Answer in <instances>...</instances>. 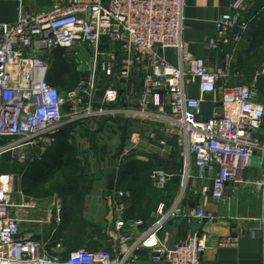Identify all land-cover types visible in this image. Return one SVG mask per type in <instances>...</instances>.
Wrapping results in <instances>:
<instances>
[{"label": "built area", "instance_id": "2783aa9c", "mask_svg": "<svg viewBox=\"0 0 264 264\" xmlns=\"http://www.w3.org/2000/svg\"><path fill=\"white\" fill-rule=\"evenodd\" d=\"M51 1L46 12L0 24V157L10 154L20 163L40 160L69 116L116 118L118 112L112 108L120 103L117 85L128 87L137 70L142 83L129 106L143 120L156 118L167 125L185 169L189 172L192 161L199 179H210L213 198L223 200L230 183L246 184L242 177L250 168L262 171L253 185L260 192L264 223V108L255 103L248 85L225 83L220 110L202 116L205 97L214 95L220 82H228L233 56L254 18L248 16L261 0H231L215 22L208 47L221 54L222 64L214 70L187 51L182 39L183 0ZM117 45V50L109 48ZM53 50L73 53L75 63L86 67L87 79L73 91L62 92L44 78L47 64L42 56ZM81 50L87 60L79 59ZM166 51L174 52L176 65L166 60ZM258 77H264V62L253 74V79ZM193 80L198 98L188 95ZM66 106L69 114L63 113ZM31 153L36 156L29 159ZM150 178L161 189L170 176L156 171ZM16 181V175L0 173V264H136L140 246L150 251L153 264L201 263L203 237L193 234L173 248L156 237L166 221L179 216L211 220L201 208L184 211L159 204L151 227L133 241L124 233L129 222L111 205L117 212L109 220L113 246L68 251L60 240H38L21 232L22 221L15 212L35 206L15 202V194L21 195ZM143 224L135 220L131 225ZM219 244L234 247L236 238H222Z\"/></svg>", "mask_w": 264, "mask_h": 264}, {"label": "crops", "instance_id": "0c3cea01", "mask_svg": "<svg viewBox=\"0 0 264 264\" xmlns=\"http://www.w3.org/2000/svg\"><path fill=\"white\" fill-rule=\"evenodd\" d=\"M51 2V0H0V24L14 23L19 16L46 12ZM230 2L231 0H183L182 39L187 45L188 53L192 57L202 59L210 70L221 66L222 58L221 54L208 47V41L215 36L214 24L227 11ZM248 17L254 18L233 56L227 76L228 82H220L218 91L214 95L205 97L202 104L203 117H208L214 110H220V99L225 83L226 87L241 83L248 85L255 94V103L264 108V77L253 79L251 73L244 78L245 74L240 70L243 63L256 51L264 50V45L261 44L264 37V2L262 0ZM109 48L117 50L118 45ZM163 54L170 64H177L174 52L166 51ZM63 57L64 55L55 60L53 77L50 76L47 65L44 78L46 81L52 79L53 83L50 84L54 85L69 77L79 78L73 73L72 68L70 70L66 68V60ZM141 75V72L135 70L134 78L128 87L117 85L120 89V103L112 108L118 112L116 118L69 116L64 119L59 131L68 134V143L74 148V159L78 168L73 171V195H80L83 190H87L77 204L73 202V208L76 204L84 220L92 225L104 223L110 226L109 220L114 207L125 219L131 199L127 183L120 184L118 174L123 165L134 161L140 166L157 168L158 171L168 174L170 179L163 188H155L160 194H156V199L151 196L152 210L149 219L144 221L142 227L131 225L135 219H125L130 225L124 233L131 240L138 241L145 235L154 222V212L159 204H165L167 208L177 205L184 211L201 208L212 217L211 220L197 222L179 216L166 221L158 232L157 239L167 248H173L178 242L186 240L193 234L203 237L205 251L200 264H264V223L260 221V192L253 185L261 178L262 171L252 167L243 174L242 178L246 184H228L223 200L212 197L210 179H199V172L194 167H192L194 171H192L190 186L184 188L186 169L183 159L177 153L175 138L166 132L167 125L156 118L143 120L137 113V109L129 106L133 103L135 93L140 89ZM75 87L70 91H73ZM102 87H100L101 92ZM101 92L96 94L97 98L102 96ZM188 95L192 98L199 97L196 80H193ZM69 112L70 108L66 106L63 113L69 114ZM102 131L105 132L103 135L99 133ZM94 132L101 135V139L95 140L92 137ZM97 145L107 147V151H110L109 157L113 156L111 152L119 147L120 154L113 160L106 157L97 163L99 156H95L98 154L94 151ZM181 173V185L177 188V178ZM20 176L23 179L22 175ZM27 184L28 181L23 179L21 189L15 185L16 192H21V195L15 194V202L18 204L32 202L35 206L31 210L15 212L22 221L20 229L24 235L45 241L47 238L44 235L45 223H49L47 215L55 204L50 201L54 194L48 198L26 195L24 190ZM118 193H123L124 197L119 198L116 195ZM226 237L236 238V245L234 247L220 246V240ZM150 256V251L140 246L136 264H153Z\"/></svg>", "mask_w": 264, "mask_h": 264}, {"label": "trees", "instance_id": "16d2710c", "mask_svg": "<svg viewBox=\"0 0 264 264\" xmlns=\"http://www.w3.org/2000/svg\"><path fill=\"white\" fill-rule=\"evenodd\" d=\"M261 44L264 45V37ZM263 56L264 50L256 51L252 57L243 63L240 70L245 74L244 78H247L251 73L253 75L261 66L264 62ZM79 80L80 78L78 77H69L52 85L62 92H67L72 90ZM74 153V148L68 143V134L64 131H58L54 135V143L51 148L47 150L40 160L30 162L28 170L22 174L23 179L28 181L24 190L25 194L48 198L55 192H59L63 198L65 209L67 203L73 208V202L77 204L87 191L83 190L80 195H73V171L78 169ZM141 167L138 163L130 161L119 169L118 182L120 184L122 182L127 183L131 199V205L125 213L126 220L147 221L152 210L153 198L143 185ZM150 177L151 174H149V180L152 183ZM55 179L58 180V185L53 188L50 184ZM76 204L75 207H77ZM78 212L80 214L81 210L78 209Z\"/></svg>", "mask_w": 264, "mask_h": 264}, {"label": "rangeland", "instance_id": "374dc122", "mask_svg": "<svg viewBox=\"0 0 264 264\" xmlns=\"http://www.w3.org/2000/svg\"><path fill=\"white\" fill-rule=\"evenodd\" d=\"M64 55V60H66V68L70 70L72 68L73 73L77 76H79L80 80H85L87 73H86V67L83 65H79L75 63L74 55L70 52L65 51H59V50H53L47 53H44L42 58L44 62L48 65V71L51 77H53L54 74V63L56 59L61 58V56ZM80 60H87L88 55L84 51H80L79 54ZM49 83H53L52 79L49 80ZM243 84V83H241ZM101 135L105 132H99ZM101 135H99L97 132L93 133V138L96 140L97 138L101 139ZM101 144V142H100ZM51 148V147H50ZM49 149V148H48ZM46 149L44 153L41 154V157L44 156V154L47 152ZM95 152L99 156L97 157V163L100 160H104V158L109 157V152L107 151L108 148L102 145H97V147L94 148ZM38 152H40L38 150ZM39 154V153H38ZM111 154L113 156H110V160L115 159L120 154V147L117 150L112 151ZM36 156V153L29 154L28 158L31 159ZM101 156V157H100ZM15 157V156H14ZM29 161H26L24 163L17 162L16 159H13V157L10 154H6L0 157V173H9L14 174L17 176V183L15 184L19 189L22 186V178L20 175L25 173L28 169ZM142 182L143 185L148 190L149 194L153 196L155 199L157 198L156 194H160V192H157V188L155 185H152V183L149 180V174L158 171L157 168L149 167V166H142ZM187 171V170H186ZM192 161L190 162V170L187 171L185 174V181L184 188H188L190 186V182L192 181ZM188 173L189 178L186 176ZM182 173L177 178L178 184L177 188H180V182L182 181L181 178ZM58 178V176H57ZM58 185V180L55 179L53 182L51 181L50 186L56 187ZM15 186V187H16ZM156 188V189H155ZM50 201L54 204L53 208L49 211V217L47 221L49 220V223H45V237L46 240L52 239V240H60L63 242L65 248L68 251H72L78 248H84L87 250H97V249H107L113 246V239L110 236L114 237V233L112 230V226H106L104 223L98 224V225H92L87 223V221L84 220V217L82 216V212L79 214L78 208H72L70 207L69 203L66 205L63 202V198L60 195L59 192H55L53 197H51ZM50 202V203H51ZM115 216L117 212H112ZM45 215V216H46ZM44 216V217H45ZM110 224V222H109ZM111 225V224H110Z\"/></svg>", "mask_w": 264, "mask_h": 264}, {"label": "water", "instance_id": "95a60500", "mask_svg": "<svg viewBox=\"0 0 264 264\" xmlns=\"http://www.w3.org/2000/svg\"><path fill=\"white\" fill-rule=\"evenodd\" d=\"M62 128V126H60V129Z\"/></svg>", "mask_w": 264, "mask_h": 264}]
</instances>
